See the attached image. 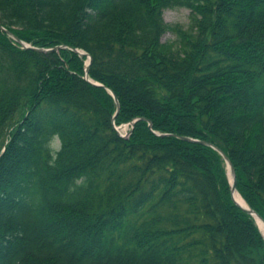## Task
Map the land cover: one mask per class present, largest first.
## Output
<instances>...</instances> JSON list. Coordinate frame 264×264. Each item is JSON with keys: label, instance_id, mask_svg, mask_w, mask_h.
<instances>
[{"label": "trees", "instance_id": "16d2710c", "mask_svg": "<svg viewBox=\"0 0 264 264\" xmlns=\"http://www.w3.org/2000/svg\"><path fill=\"white\" fill-rule=\"evenodd\" d=\"M0 25L65 47L0 31V264H264L221 156L178 138L264 221V0H0Z\"/></svg>", "mask_w": 264, "mask_h": 264}, {"label": "water", "instance_id": "95a60500", "mask_svg": "<svg viewBox=\"0 0 264 264\" xmlns=\"http://www.w3.org/2000/svg\"><path fill=\"white\" fill-rule=\"evenodd\" d=\"M0 31L3 32V33H5L11 39H13L16 43L22 45L23 48H29V49H32V50L38 52V53H46V52H51V51H58L60 49L65 48L64 46H58V47H55V48H52V49H36V48H31L30 46H27L24 43H22L21 41H19V39H17L15 36H13V34H11L7 29H5L4 27H2L1 25H0ZM71 51L73 53L77 54L78 56H85L88 59L87 66L84 69V77H83V79L87 83H89L90 85H92L94 87H100V88L105 89L109 93V95L113 98L114 103H115V106H116V111H118L119 104H118V101H117L115 95L110 90H107L105 87H103L101 84H99L97 82H93V81H91V80L88 79L87 75H88L89 65H90V62H91L90 57L88 55H86L84 52L79 51L77 49H71ZM113 121H114V119H112V123H113ZM130 125L132 127L133 126V122L130 123ZM148 127H149V129H151V123L150 122H148ZM115 129L119 133V131L117 130V128H115ZM178 138L180 140H182V141H185V142L198 143V144H201V145H204V146H208V147L212 148L213 150H215L221 156V158L223 159V161L225 162V165H226L227 177H228L229 184H230V187H229L230 188V195H231V199H232L233 203L239 209H241L242 211H244L245 213H247L248 215H250L254 219L255 223L257 224V226L259 227L260 230H261V228L259 226V223L262 224L263 229H264V221L254 211H252L251 209H249L246 204H245V206H242L239 203H237V201L234 199V193L236 192V189H235V171H234V168H233L231 162L229 161V159L218 148L212 146L211 144H208V143H205V142H202V141H197V140H194V139H191V138H187V137H178ZM263 239H264V232H263Z\"/></svg>", "mask_w": 264, "mask_h": 264}, {"label": "rangeland", "instance_id": "374dc122", "mask_svg": "<svg viewBox=\"0 0 264 264\" xmlns=\"http://www.w3.org/2000/svg\"><path fill=\"white\" fill-rule=\"evenodd\" d=\"M189 14H190L189 10L185 8H175V9L165 10L163 12L162 18L164 22L167 23L168 25L177 26L186 30L189 26ZM176 39H177L176 34L172 32L166 33L162 37L163 42H167V41L174 42L176 41ZM117 129L123 135L127 134L129 131V127L127 126V124Z\"/></svg>", "mask_w": 264, "mask_h": 264}, {"label": "clouds", "instance_id": "9594fccd", "mask_svg": "<svg viewBox=\"0 0 264 264\" xmlns=\"http://www.w3.org/2000/svg\"><path fill=\"white\" fill-rule=\"evenodd\" d=\"M46 148H49L51 150H54V154L52 156V160L50 161V166H54L55 160L58 158L55 153H58L62 149V141L59 136V134H54L51 138V140L48 142V144L45 145ZM86 178L81 176L78 180L75 181V185L77 187L79 186H85ZM70 192L75 191V187L69 189Z\"/></svg>", "mask_w": 264, "mask_h": 264}, {"label": "bare ground", "instance_id": "6f19581e", "mask_svg": "<svg viewBox=\"0 0 264 264\" xmlns=\"http://www.w3.org/2000/svg\"><path fill=\"white\" fill-rule=\"evenodd\" d=\"M234 199H235V200L237 201V203H239L240 205L245 206V202L243 201V199L241 198V196H240L237 192L234 193ZM259 226H260L261 230L264 232V229H263V226H262L261 223H259Z\"/></svg>", "mask_w": 264, "mask_h": 264}]
</instances>
